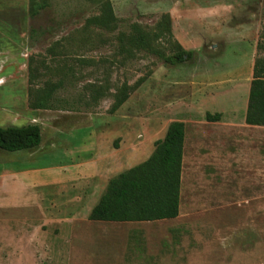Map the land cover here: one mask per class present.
Here are the masks:
<instances>
[{
    "label": "rangeland",
    "instance_id": "374dc122",
    "mask_svg": "<svg viewBox=\"0 0 264 264\" xmlns=\"http://www.w3.org/2000/svg\"><path fill=\"white\" fill-rule=\"evenodd\" d=\"M140 35L192 55L167 66L129 48ZM261 58L264 0H0V127L42 129L36 149L0 150V264H264V127L228 99ZM173 122L179 217L90 222Z\"/></svg>",
    "mask_w": 264,
    "mask_h": 264
},
{
    "label": "trees",
    "instance_id": "16d2710c",
    "mask_svg": "<svg viewBox=\"0 0 264 264\" xmlns=\"http://www.w3.org/2000/svg\"><path fill=\"white\" fill-rule=\"evenodd\" d=\"M126 40L129 48L153 54L167 66L182 65L186 57L192 55L180 48L167 55L153 48L144 35ZM126 40L122 39V44ZM124 102L125 98L117 96L110 113H116ZM206 121L220 122L221 114H206ZM245 124L264 127V58L256 59L253 66ZM185 140V124L171 123L165 138L156 142L149 159L109 181L88 220L93 223L141 224L177 219L180 214ZM41 143L42 129L38 125L0 127L1 151H30Z\"/></svg>",
    "mask_w": 264,
    "mask_h": 264
},
{
    "label": "crops",
    "instance_id": "0c3cea01",
    "mask_svg": "<svg viewBox=\"0 0 264 264\" xmlns=\"http://www.w3.org/2000/svg\"><path fill=\"white\" fill-rule=\"evenodd\" d=\"M242 86L243 84H236L234 88H231L233 91V94L228 96V99H229V103L233 104V106L242 102L244 105V113H246L251 82L250 84H247L246 96L243 95L242 93V90H243ZM183 163H184V159H183Z\"/></svg>",
    "mask_w": 264,
    "mask_h": 264
}]
</instances>
